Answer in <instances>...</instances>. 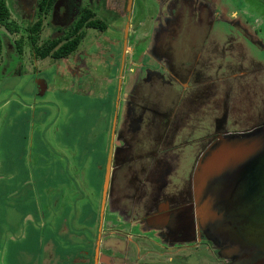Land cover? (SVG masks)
<instances>
[{
	"label": "flooded vegetation",
	"instance_id": "obj_1",
	"mask_svg": "<svg viewBox=\"0 0 264 264\" xmlns=\"http://www.w3.org/2000/svg\"><path fill=\"white\" fill-rule=\"evenodd\" d=\"M24 1L31 12L29 26L41 19L43 31L46 24L56 27L48 40L66 37L86 8L98 19L92 3L83 0ZM100 2L118 9L128 24L117 76L120 94L106 128L107 159L96 166L97 173L103 170V184L107 175L110 180L99 192L97 237L80 252L85 255L81 264H161L167 255L177 264L201 257L208 264H229L198 228L193 179L201 156L220 137L264 125L260 109L249 128L236 109L244 96L264 92V36L250 34L244 23L222 21L212 0H163L169 7L161 8L152 36L132 47L127 28L133 0H119V6L114 0ZM20 4L14 0L15 12ZM40 40L38 45L48 41ZM30 43L35 59L42 60ZM8 47L13 49L10 42ZM0 172L9 173L6 160Z\"/></svg>",
	"mask_w": 264,
	"mask_h": 264
},
{
	"label": "rangeland",
	"instance_id": "obj_2",
	"mask_svg": "<svg viewBox=\"0 0 264 264\" xmlns=\"http://www.w3.org/2000/svg\"><path fill=\"white\" fill-rule=\"evenodd\" d=\"M5 1L12 15L11 22L18 26V33L11 34L0 27L4 43L0 60V159L3 158L0 164L7 159L10 162L7 176L0 172V264H12L8 251L16 248V241L10 243L9 238L15 236V231L27 222L22 217L28 214L34 217V214L41 213L42 205H46L49 213L55 197L59 196L69 203V214H75L71 211L79 206L84 216L77 220L73 215L62 222L58 221L59 216L51 217L54 227L49 230L50 233L47 227L43 228L39 232L41 239L37 241L42 246L44 239L48 243L57 239V246L52 251L56 258L47 253L46 261L40 264H81L85 258L81 251L87 250V237L89 235L92 239L93 234L89 229L78 227L81 222L88 227L96 223L90 218L94 217L92 212H85L83 207L89 203L98 205L102 185L105 188L103 170L97 173L96 166L98 163L103 165L107 159L106 128L108 118L116 107L114 98L120 94L117 76L122 73L123 39L125 41L128 18L116 8L106 9L100 0H83L84 5L92 3L97 18L108 24V30L87 29L86 39L78 51L67 59L36 60L28 38L29 22L26 20L31 17V12L26 9L27 2L20 0L19 9L16 5L15 12L14 0ZM200 3H205V0H200ZM212 3L217 15H222V21L244 23L250 34L260 31L264 36V0H212ZM115 5L119 6V0H114ZM166 6L168 10L169 6L163 0H133L131 26L127 28V31L131 30L129 46H139L144 37L152 36L150 29L156 28L160 10L164 8L165 12ZM123 7L125 11V3ZM18 11L22 12L21 16ZM55 32L53 24H46L40 42L53 37ZM20 40L24 44L23 53L18 51L17 41ZM8 42L13 49L8 47ZM130 59L132 56L126 59L128 67ZM144 59L147 61V57ZM260 61L264 67V58ZM252 93L251 99L244 96L236 108L238 116L247 118L248 123L243 126L248 128L255 123L258 109L264 112L263 90L258 94ZM251 104L257 110H250ZM58 164L64 165L68 171L66 179L59 173L57 175ZM37 174L41 178L39 186ZM30 205L33 206L31 209L28 208ZM24 234L25 230L21 236ZM23 257L27 254L23 253ZM78 257L80 260L76 261ZM199 257L195 256L196 259ZM201 258L193 264L209 263ZM12 260L16 261L14 254ZM29 262L26 259L22 264ZM159 262L178 263L170 260V255L160 258Z\"/></svg>",
	"mask_w": 264,
	"mask_h": 264
},
{
	"label": "water",
	"instance_id": "obj_3",
	"mask_svg": "<svg viewBox=\"0 0 264 264\" xmlns=\"http://www.w3.org/2000/svg\"><path fill=\"white\" fill-rule=\"evenodd\" d=\"M193 181L198 228L219 255L229 264H264V125L220 137Z\"/></svg>",
	"mask_w": 264,
	"mask_h": 264
},
{
	"label": "trees",
	"instance_id": "obj_4",
	"mask_svg": "<svg viewBox=\"0 0 264 264\" xmlns=\"http://www.w3.org/2000/svg\"><path fill=\"white\" fill-rule=\"evenodd\" d=\"M53 2V1H52ZM44 4V3H43ZM46 4V2H45ZM11 12L6 4L5 0H0V27H4L8 32H10L11 34H17L18 33V27L17 24H15L14 22H11ZM95 18V14L91 9L86 8L81 16L79 17V19L77 20L75 26L72 28V30L66 34V37H62L59 39H54V40H48L46 41L44 44L42 45H38L39 39L42 35L43 32V20H39L37 23L31 24L28 27V32H29V39L32 41L34 49H35V55L37 56L38 59H47V58H52L54 60H62V59H67L70 56H72V54H74L75 52L78 51L80 45L83 43V41L86 39L87 36V31L86 29L89 28H93V29H97L99 31H107L108 30V24L103 22L102 20L99 19H94ZM18 43V50L21 51L23 48V41H17ZM4 52V43H3V39L0 36V60L2 58ZM85 153H82V156H86L84 155ZM7 163H10L9 160H6ZM39 164V162H38ZM40 165V164H39ZM59 169L56 172L57 175L58 173L61 175V177L66 179V175L67 174V170L64 167V165L58 164ZM37 170V169H36ZM40 174H37V179L36 182L37 184L40 181ZM56 184V182H54ZM57 185V184H56ZM39 186V185H38ZM57 188V187H55ZM59 188V187H58ZM58 190V189H57ZM50 197V196H49ZM59 197H55L53 203H52V208H58L61 209L63 206V203L65 201V199H61ZM46 205H42L43 210L41 213L38 214H34V217L27 220V222H25L21 228H19L17 230V232L15 231V236H12L11 238H9V242L13 243V241H16V248L15 249H9L12 251H16V252H21V251H25L30 253L31 249H33V252H42L44 246L48 243L47 239H44V243L42 246L41 243H38L37 239H41V236L39 233L43 228L47 227L48 233H50L49 230H51V227L49 226V222H45V218L47 213V207H45ZM33 206L30 205L28 208H32ZM67 205L65 207V210L67 211ZM89 209V207H88ZM87 209V212H89V210ZM30 212V211H29ZM28 212V213H29ZM37 212V210H36ZM49 212H51V210H49ZM70 212V209H69ZM47 213V214H46ZM26 214V213H24ZM45 214V215H44ZM29 215V214H28ZM22 217V219L24 218L27 219V216ZM8 219V218H7ZM8 221H10L8 219ZM3 221V225H4ZM25 230V234L23 236H21V232ZM30 244H33V246H30ZM24 247V248H22ZM40 247V248H39ZM21 250V251H19ZM9 259L10 256H9Z\"/></svg>",
	"mask_w": 264,
	"mask_h": 264
},
{
	"label": "crops",
	"instance_id": "obj_5",
	"mask_svg": "<svg viewBox=\"0 0 264 264\" xmlns=\"http://www.w3.org/2000/svg\"><path fill=\"white\" fill-rule=\"evenodd\" d=\"M38 64V63H37ZM80 188V187H79ZM80 189H82V188H80ZM66 205H67V211L65 210V207H66ZM89 207V209H88V207ZM86 207H87V209L89 210V212H92V214L94 215V217L93 216H91L90 218H91V220H93V219H95V221H96V223L94 224V225H92V226H85V225H83L82 223L83 222H81V226H79L78 228H84V229H89L90 231H92V234H93V237H92V239H91V237H89V235H88V237H87V240H86V246H87V243L88 242H90V244L92 243V245L94 244V241H95V239H96V237H97V235H96V232H97V226H98V221H99V217H98V215H99V207H98V205H94V204H87V205H85L84 207H83V210L86 212L87 211V209H86ZM50 210H51V212H49L47 215H46V218H45V222H49V226L48 227H51V228H53L54 227V222H52V219H51V217H53L54 215H56V216H59V218H58V221H63V220H65L66 218L68 219V218H71L73 215H75L74 217H76L75 219H82V217L84 216V212L82 211V209L78 206V208L77 209H73L71 212H73V213H75V214H73V215H71V214H69V203L65 200L64 201V203H63V206H62V208L61 209H58V208H52V205L50 206ZM51 214H53V215H51ZM45 215V214H44ZM30 218H33L32 217V215L31 214H29L28 216H27V219H25V220H28V219H30ZM89 218V219H90ZM68 234L67 232H60V234ZM79 235V234H78ZM78 235H76L77 237H80V238H83V236L82 235H80V236H78ZM73 237H74V235H73ZM57 238V237H56ZM57 242H58V240L57 239H52V240H50L49 241V243H47L45 246H44V248H43V251H42V257H41V252H33V249H31L30 251V253H28V252H25V251H21V250H19V251H21V252H16V251H12L11 252V250H9L8 251V254H9V256H10V258H11V263L12 264H22V261H24V260H29L30 262L28 263V264H40V263H43V262H45L46 260H45V255L47 254V253H51L52 254V258H56V255H54V253H52V251L53 250H55V248H56V246H57ZM30 246H33V244H30ZM23 253L24 254H27V257H23ZM15 255V257H16V261H13L12 260V255ZM99 256V254H97V257ZM40 257L41 258H43V260L41 261L40 260ZM15 259V258H14ZM109 259H112V257H110ZM107 262V261H106ZM105 262V263H106ZM109 263V262H108Z\"/></svg>",
	"mask_w": 264,
	"mask_h": 264
}]
</instances>
